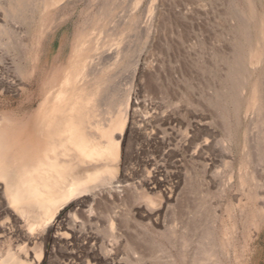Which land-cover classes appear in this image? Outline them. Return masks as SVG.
Returning a JSON list of instances; mask_svg holds the SVG:
<instances>
[{
  "label": "rangeland",
  "instance_id": "rangeland-1",
  "mask_svg": "<svg viewBox=\"0 0 264 264\" xmlns=\"http://www.w3.org/2000/svg\"><path fill=\"white\" fill-rule=\"evenodd\" d=\"M239 2L63 0L41 16V24L28 25L22 20L12 24L9 18L0 17V78L20 88L15 93L0 90V117L8 144L25 137L26 133L17 131L19 127L33 121L46 93L60 84L72 62L85 57L86 52L77 55L75 51L81 48V36L88 34L96 48L90 60L97 64L96 73L108 79L96 120L108 124L131 103L129 125L133 130L124 143L132 155L119 172L131 181L125 185L131 190L143 176H149L166 183L162 190L168 186L176 191V200L161 218L166 228L153 229L140 217L146 203L138 198V205L130 202L132 208L127 207L133 210L137 224L130 219L132 232L115 237L116 241L108 235L110 223L104 218L92 222L79 218L77 230L62 225L51 231L45 226L32 234L27 223L3 216L0 223L8 230L0 228V258L13 251L26 264H172L171 257L175 264H198L203 258L198 254L203 230L207 229L217 237L213 264H264V218L242 212L246 206L251 215L256 202L264 214V189L261 199L252 197L255 182L264 183V142L261 151L253 148L256 137L264 141V124L246 100L241 114L226 100L230 99L227 83L232 82L230 65L243 48L236 41L234 8L238 5L247 16L250 10L246 0ZM135 17L140 24L130 28L128 23ZM148 20L154 23L150 30L145 29ZM3 28H9L11 35H4ZM118 45L121 54L113 56ZM260 45L245 44L242 78L256 70L250 60L256 63L259 58L264 76ZM96 75L89 76V85ZM227 128L233 135L230 142ZM224 140L232 146L231 153L224 152ZM151 197L158 204L164 202L158 193ZM93 207L97 216L106 210L103 201ZM40 250L42 257L37 259Z\"/></svg>",
  "mask_w": 264,
  "mask_h": 264
},
{
  "label": "bare ground",
  "instance_id": "bare-ground-1",
  "mask_svg": "<svg viewBox=\"0 0 264 264\" xmlns=\"http://www.w3.org/2000/svg\"><path fill=\"white\" fill-rule=\"evenodd\" d=\"M62 1L63 0H7L6 3H0V13H2L0 17L9 18L12 20V24L13 21L16 20H22L24 24L28 25L36 24L37 21L41 24V16ZM246 1L250 6L249 16H247L238 5L234 8L235 17L233 23L236 24L234 25L236 26L235 28H237L239 36L236 41L243 48L242 51L238 50L236 52L233 64L230 65V78L232 82L229 83L226 81L230 89V99L226 100L232 103L235 111L240 112V114L245 106L246 100L255 107L258 120L264 124V76L259 69V65L263 63V59L258 57L259 59L256 61L255 59L257 58H255L254 60L256 63L250 60L252 67L254 66L256 70L252 73L249 72L248 75L243 78L241 77L240 69L242 65L241 59L243 58V54H245V51H243L245 50V44H250L251 46L255 43L257 45L261 44L260 49L264 53V3L263 0ZM140 2L141 0H136L137 4ZM153 2H155V0H153ZM237 3H240L239 0H237ZM153 8L152 5L149 11L152 12ZM259 9H261V11H259ZM38 14L40 18L37 16ZM128 24L130 28H136L139 26L140 22L138 18L135 17V19H132ZM153 24L152 20L146 21L145 29H152ZM11 27H13V25ZM2 32L6 36L11 33L9 28H3ZM87 35L88 34L81 36V48L78 49L76 47L75 51L77 55L83 51L86 52L85 57L81 55V59L72 62L60 84L58 86L53 85L46 93L33 121L19 127L17 131L26 133L22 140L13 143V145L8 144L6 140H4V119L0 117V218L6 216L9 220H13L17 223L19 221L25 222L29 226L30 232L45 226L51 230L62 225L65 228L71 227L73 230H77L79 228V218H81V220L83 218L84 220L86 219V222L87 220L92 222L94 219L99 221L104 218L108 221V224L110 223L109 225L107 224L108 227H106L108 228V235L111 236V238H123L132 232L127 222H129L130 219L135 220V222L137 220L131 209L133 204L130 205L128 203H136V199L140 198L146 203L145 210L139 213V215H141L140 217L146 220L148 225L153 229H157V226L164 227L165 223L161 218L164 213L168 211L170 202L176 200V191L174 188H168L167 185V187L162 190L166 183L163 184L157 179L148 178L149 176H143V180L141 179L142 182L139 186H132L133 188L131 187L132 189L129 190L131 181L129 180V182L128 179H125L123 175L120 176L121 164L126 166L127 160L132 155L130 152L131 147L129 149L127 146L128 144L125 145L128 141L126 135L129 131L131 133V130H133L131 128L132 126L130 127L129 125V115L131 114L129 113L131 111H129V106L131 103H128L125 113L120 111L117 116L110 117L111 119L108 124L96 120V112L103 94L102 88L108 79L96 73V70H98L96 67L97 64L90 60V54L91 51L93 52L95 42L93 43V39L88 38ZM14 36L12 38H14ZM4 39L8 40V37L7 39L4 37ZM6 43H4V47ZM78 46L80 47V45ZM7 48L8 47H6V49ZM94 50L96 51V48ZM113 50L115 51L112 52L111 49L113 56L121 54L120 45L116 46V49L113 48ZM105 53L103 54L104 56ZM109 56L110 54H108V57ZM100 59L101 58H99V60ZM93 74H97L98 76L96 75V81H93L94 83L90 82L91 84L89 85L88 78ZM12 83L5 78H0L1 92L10 91L15 93L20 90L17 85L13 86ZM229 129L230 128H227L226 130L228 142H230L233 137ZM18 135L16 134L15 136ZM125 140L127 141L125 142ZM227 141L224 140L221 144L224 148V152L231 153L232 146ZM262 142L264 141H262L261 137H256V139H254L255 144L253 148L256 151H261L259 150V146ZM261 159H264V155H261ZM128 182L130 185H125V183ZM133 182L135 183V181ZM255 188H257V190L252 194V197L255 200H259L262 198L260 191L264 189V183L256 181ZM153 192L158 193L164 202H159L161 204H158L153 201L151 197ZM100 201L105 203L106 210L104 212H102L103 210L100 211L101 213L97 216V213L93 212V206L100 203ZM140 204H142V202H140ZM128 206L131 208H127ZM253 206L254 210L251 215L249 213V207L247 209L245 206L246 208L244 207L242 212H246L247 217L259 216V219L262 220L264 214H262L261 206L259 207L256 202ZM64 212L66 213L64 215L65 219H62L63 217L61 214ZM86 222L81 223L86 224ZM98 223L95 222V224ZM214 223H216V221L213 222V224ZM9 224L11 225V222L8 223V225ZM81 225L82 224H80V226ZM96 227L97 225L95 229ZM0 228H2L4 232L8 230L2 223H0ZM144 228L147 230L146 227ZM135 229L136 228H134V230ZM12 231L15 232L16 230ZM65 231L67 232V230ZM170 232L174 234L173 230H170L169 233ZM203 232L201 246L198 251V254L203 256V258L198 264H213L214 261L212 262V260L213 256H215L217 247L215 243L217 238L216 233L207 229L203 230ZM27 233H24V235ZM33 233L34 232H32V234ZM142 233L145 232L142 231ZM142 233L140 232V234ZM148 233L149 232H147V235ZM67 234L68 233H66V235ZM133 246L135 248L136 245ZM12 252H8L5 257L1 256L0 264H26L25 261L21 260ZM35 257L41 259L42 251L40 250ZM27 258L30 257L27 256ZM171 258L172 264H175L176 261L173 257Z\"/></svg>",
  "mask_w": 264,
  "mask_h": 264
}]
</instances>
